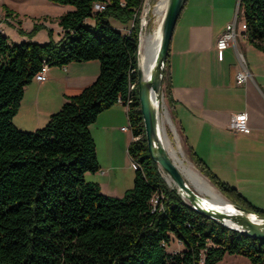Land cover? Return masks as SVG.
<instances>
[{
    "label": "trees",
    "instance_id": "obj_1",
    "mask_svg": "<svg viewBox=\"0 0 264 264\" xmlns=\"http://www.w3.org/2000/svg\"><path fill=\"white\" fill-rule=\"evenodd\" d=\"M51 1L73 8L58 18V42L12 44L0 32V264H218L225 256L264 264V241L193 210L149 157L137 90L143 0ZM97 3L105 9L95 11ZM239 13L243 33L264 52V0H239ZM110 19L129 32L112 28ZM87 61L99 63L90 86L69 97L42 128L27 132L14 125L25 87L43 64ZM166 62L162 91L172 111ZM132 83L136 89L129 91ZM129 98L133 185L110 198L85 179L99 170L89 128L118 99L125 105ZM189 159L230 203L264 216L195 154ZM173 240L182 248L169 253Z\"/></svg>",
    "mask_w": 264,
    "mask_h": 264
},
{
    "label": "crops",
    "instance_id": "obj_2",
    "mask_svg": "<svg viewBox=\"0 0 264 264\" xmlns=\"http://www.w3.org/2000/svg\"><path fill=\"white\" fill-rule=\"evenodd\" d=\"M236 14L239 23V0H186L166 62L170 115L187 156L195 154L219 181L264 211V52L249 42L239 25L235 45L220 54L215 50L218 37ZM126 28L120 31L125 34ZM61 32L59 27L54 42L61 39ZM242 71L249 77L237 84L236 74ZM98 75L97 61L50 66L45 82L32 81L25 87L14 125L27 132L42 128L69 97L90 86ZM241 112L250 129L246 135L228 129L230 115ZM128 124L126 108L115 104L89 128L99 170L98 154L103 153L101 163L108 178L119 182L124 168L134 163L128 154L134 139L128 130L121 131ZM117 150L123 162L116 157Z\"/></svg>",
    "mask_w": 264,
    "mask_h": 264
},
{
    "label": "rangeland",
    "instance_id": "obj_3",
    "mask_svg": "<svg viewBox=\"0 0 264 264\" xmlns=\"http://www.w3.org/2000/svg\"><path fill=\"white\" fill-rule=\"evenodd\" d=\"M159 2L160 0H144L139 14V22L141 17H143L145 20V25H143L140 29L142 35L144 33H151L155 28H158L160 26L162 17H159L157 13ZM94 6V9L96 10L97 4H95ZM72 9L73 8L71 6L59 5L52 2L51 0H0V24H3V26H0V29L3 28V34L7 38V41L9 43L19 44L21 42L30 41L33 43L44 44L49 42L50 39L57 40V29H59L58 18ZM7 16L10 18V21H5ZM109 21L112 28H114L115 30H123L124 25H121L114 19H110ZM241 21L242 18L241 16H239V23ZM128 28L129 27L127 26L126 30ZM48 29L51 30V38L48 35ZM139 52L140 49L138 48V57ZM164 106L167 110V117L169 120H171L173 126L171 127L170 125H168L166 119H163V125L165 126L166 135L168 138V140L166 139V144L168 145V147L170 145V147L173 146V148H177L179 150V157L181 159H184L185 163L192 168L195 175L203 181L205 187L207 186L215 194L221 196L227 202H229L192 164L180 141L175 125L172 121V117L170 115L166 100L164 101ZM128 133H131L129 129ZM115 153L118 160L123 162L124 157L121 151L117 150V152ZM98 156L99 163L101 164V170H98V172L94 174L87 173L85 176L86 181L97 184L100 188L101 194L106 197L121 198L124 195L125 191L130 189L133 185L136 164L132 163L133 166L129 165L124 168V171L122 172L123 179H121V181L119 182L117 180L108 178V174H106L105 168L102 167L103 165L101 163L103 153H99ZM159 171L166 186L169 189H174L172 183L168 184V182L166 181L164 176L165 173L162 170ZM114 174L115 173H113L112 175L114 176ZM187 183L199 194L200 197L205 198V195L202 192L198 191L188 181ZM181 248V245L177 241L173 240L171 245L168 247V252L175 253L180 251ZM218 264H250V262L242 256H225L223 260Z\"/></svg>",
    "mask_w": 264,
    "mask_h": 264
},
{
    "label": "water",
    "instance_id": "obj_4",
    "mask_svg": "<svg viewBox=\"0 0 264 264\" xmlns=\"http://www.w3.org/2000/svg\"><path fill=\"white\" fill-rule=\"evenodd\" d=\"M185 2L186 0H168L167 9L160 21V46L152 72L146 75L139 66L137 70L138 101L148 154L158 169L162 170L169 178L181 200L193 210L215 220L225 228L264 241V216L257 215L229 202V205L235 209L236 214L234 215L208 209L204 205V198L200 197L189 186L186 179L176 168L162 141V138L167 139L164 133L161 132L162 129L158 120L162 79L172 34ZM169 123H172L171 120H169Z\"/></svg>",
    "mask_w": 264,
    "mask_h": 264
},
{
    "label": "bare ground",
    "instance_id": "obj_5",
    "mask_svg": "<svg viewBox=\"0 0 264 264\" xmlns=\"http://www.w3.org/2000/svg\"><path fill=\"white\" fill-rule=\"evenodd\" d=\"M168 0H160L159 8H158V15L162 17L167 9ZM160 39H161V32L160 26L155 28L151 33H144L140 39V52L138 57V66L142 70V72L146 75H149L152 72V69L155 64V59L157 57L159 46H160ZM168 120V117H167ZM162 132V130H161ZM163 144L168 152L171 160L173 161L176 168L179 170L181 175L198 191L202 192L205 195L204 198V205L208 209H214L219 212H223L226 214H236L235 209L229 205V203L222 198L221 196L215 194L211 191L203 181L198 178L195 173L193 172L192 168L187 165L184 159L179 157V150L176 148L168 147L166 144V139L162 138ZM165 176L166 181L168 184H171L169 178ZM169 186V185H168ZM199 195V194H198ZM184 197V196H183Z\"/></svg>",
    "mask_w": 264,
    "mask_h": 264
},
{
    "label": "built area",
    "instance_id": "obj_6",
    "mask_svg": "<svg viewBox=\"0 0 264 264\" xmlns=\"http://www.w3.org/2000/svg\"><path fill=\"white\" fill-rule=\"evenodd\" d=\"M143 2H144V0H143ZM104 9H105L104 4H98L97 3L96 10L95 9L94 10L95 11H103ZM237 14L235 15L233 21H231L230 23H228L225 26L224 31L220 34V36L218 37V39L215 43V50L218 52V54H220L223 50L235 45V35H236L237 25L240 26V29L242 30V32H244L246 30L245 24L243 22L241 24L238 23V15ZM142 18L143 17L140 18V29L143 25H145V20H144V18L143 19ZM141 36H142V33L140 30V36H139L138 40L141 39ZM48 68H49V66L47 64H43L40 67V69L38 70V72L35 74L33 81H36L37 83L45 82L47 79L46 74H47ZM248 77H249V75L247 72H245V71L239 72L236 74V77H235L236 83L241 84V83L245 82ZM128 88H129V91H134L136 89V85L133 83L129 84ZM164 101H165V97H164L163 91H161L159 111H158V120H159L161 129H162V132L167 137L166 129H165V126L163 125V119H166L168 125H170L171 127H173V126H172V123H169V119L167 120V110H166V107L164 106ZM130 103H131L130 98L127 100L125 105H123V103L121 102L120 99H118V101H117V104L122 105L123 107L126 108V110H127L128 106L130 105ZM128 129L130 130V125L128 127L121 128L122 131H126ZM228 129L235 134H241V135L248 134L250 129L247 125L246 114L243 112L232 113L229 117ZM167 140H168V138H167ZM150 202L154 207H156V205L159 202L158 196H153V198L151 199Z\"/></svg>",
    "mask_w": 264,
    "mask_h": 264
}]
</instances>
